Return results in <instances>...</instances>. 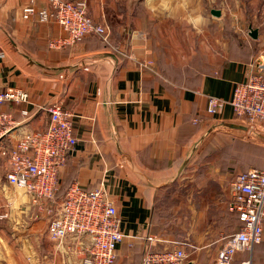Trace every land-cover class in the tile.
Wrapping results in <instances>:
<instances>
[{
    "label": "crops",
    "instance_id": "crops-1",
    "mask_svg": "<svg viewBox=\"0 0 264 264\" xmlns=\"http://www.w3.org/2000/svg\"><path fill=\"white\" fill-rule=\"evenodd\" d=\"M82 1L110 28L109 41L90 34L53 46L67 36L62 26L23 17L29 5L49 8L47 0H0V89L29 95L28 103L3 105L19 122L14 133L46 129L51 103L73 112L79 141L61 183L107 188L132 236L117 264L132 262L137 240L145 249L141 235L186 239L193 247L185 248L184 264H214L221 236L240 228L227 202L241 169L221 167L217 155L193 162V144L215 121L235 119L229 103L209 119L207 97L230 101L251 72L264 48V0ZM6 173L0 154V215L8 213L0 217V264H82L87 241L52 240L47 216ZM172 183L184 190L166 194ZM239 256L264 264V239Z\"/></svg>",
    "mask_w": 264,
    "mask_h": 264
},
{
    "label": "built area",
    "instance_id": "built-area-1",
    "mask_svg": "<svg viewBox=\"0 0 264 264\" xmlns=\"http://www.w3.org/2000/svg\"><path fill=\"white\" fill-rule=\"evenodd\" d=\"M47 1L49 8L25 7L23 17L37 15L40 20H52L62 26L67 36L51 45L79 42L90 34L109 41L110 28L90 16L86 1ZM146 63L145 66L153 65V61ZM250 66L251 72L235 85L230 101L214 95L207 97L206 116L217 120L218 113L229 103L236 120L264 133V48ZM11 101L28 103L29 95L14 87L0 89V154L5 159L8 182L23 189L38 212L47 216L52 240L59 244L68 239L87 241L82 249V264H117L120 245L132 236L123 231L118 208L104 184L88 188L74 182L63 196L57 197L63 170L79 141L75 115L62 102L51 103L45 108L50 116L46 129L15 134L19 122L13 113L3 109ZM22 113L28 114V109ZM230 184L227 210L236 213L242 225L221 236L222 245L214 264H252L251 257L239 255L251 252L264 239V169H237ZM7 216L6 212L0 215ZM137 238L146 240L142 264H184L185 248L193 247L182 238Z\"/></svg>",
    "mask_w": 264,
    "mask_h": 264
},
{
    "label": "rangeland",
    "instance_id": "rangeland-1",
    "mask_svg": "<svg viewBox=\"0 0 264 264\" xmlns=\"http://www.w3.org/2000/svg\"><path fill=\"white\" fill-rule=\"evenodd\" d=\"M237 142V145L235 144ZM258 145V146H257ZM195 150L193 152L194 160L198 156L197 162L200 164L205 157L210 155H217L218 160L221 161L222 164H225L227 160H229V150L234 151L241 146L245 152V158L242 161L237 162L236 166L244 167V165L254 164V162H263L264 161V143L254 141L250 136H236L227 132H216L211 138L204 144V147L201 149L198 146V140H196L193 144ZM253 146H257L261 148V152L259 153L258 149ZM245 147V148H244ZM248 148V149H247ZM248 150L250 152H248ZM259 153V154H258ZM193 155V156H194ZM258 157V158H257ZM225 161V162H224ZM177 186V185H176ZM170 188H167L165 193H173L177 188H173V183L169 185ZM166 188V187H165ZM179 189H183V187H179ZM189 188V187H188ZM184 190V189H183ZM163 204L166 205V200H163Z\"/></svg>",
    "mask_w": 264,
    "mask_h": 264
},
{
    "label": "water",
    "instance_id": "water-1",
    "mask_svg": "<svg viewBox=\"0 0 264 264\" xmlns=\"http://www.w3.org/2000/svg\"><path fill=\"white\" fill-rule=\"evenodd\" d=\"M212 13L215 16L221 15V10L219 9H212ZM249 34L253 38H258L259 30L256 28L250 27ZM86 64L85 62H81L79 66H83ZM216 132H227L236 136H245L248 135L250 138H252L254 141L264 143V133L253 130L245 123L236 120H218L212 123L200 136L198 140V146L199 148L203 147L204 144L211 138V136ZM189 158H187L182 167L180 168V172L183 170L185 165L188 163Z\"/></svg>",
    "mask_w": 264,
    "mask_h": 264
},
{
    "label": "trees",
    "instance_id": "trees-1",
    "mask_svg": "<svg viewBox=\"0 0 264 264\" xmlns=\"http://www.w3.org/2000/svg\"><path fill=\"white\" fill-rule=\"evenodd\" d=\"M235 144L237 145V142H235ZM257 146H253V147L258 149L259 150L258 152L260 153L261 152V148H260L261 146L260 147H257ZM248 152H250V151L248 150ZM229 156H230V158H229V160L226 161L225 164L221 163V161H222V159H221L220 160V165L223 168L224 167H229V168H232L233 170H235L234 168H236V167L238 168V166H236L237 165L236 163L239 162V161H242L245 158V152H244V150H243V148L241 146H238V148L236 150H234V151L229 150ZM67 164H68V162H67ZM250 167H257V168H260V169H264V161L263 162H254V164H250V165H244V167H240V169L246 170V169H248ZM61 182H60L59 190L57 192V197L63 196L65 194L66 190L68 189V187L71 185V184L62 185ZM89 188H91V187H89ZM237 219H238V216H237ZM238 221H239V219H238ZM239 223H240V226H241L242 223L240 221H239ZM142 242L143 241H141V240H137L136 241L135 249H134L135 250V254L132 257V262H130V264H139V263L142 264L143 258H144V254H145V249H144V246H143ZM260 243L255 244V246L260 244Z\"/></svg>",
    "mask_w": 264,
    "mask_h": 264
}]
</instances>
